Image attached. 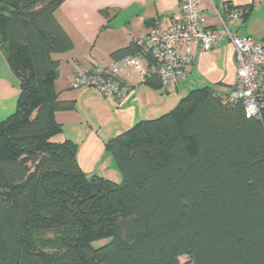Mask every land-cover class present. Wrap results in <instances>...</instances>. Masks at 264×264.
<instances>
[{"label":"trees","instance_id":"trees-1","mask_svg":"<svg viewBox=\"0 0 264 264\" xmlns=\"http://www.w3.org/2000/svg\"><path fill=\"white\" fill-rule=\"evenodd\" d=\"M63 1L0 0V49L19 80L0 121V264H264V111L192 89L105 140L119 182L87 176L77 144L56 139L55 113L74 108L54 88L52 55L73 48L54 15Z\"/></svg>","mask_w":264,"mask_h":264},{"label":"crops","instance_id":"crops-1","mask_svg":"<svg viewBox=\"0 0 264 264\" xmlns=\"http://www.w3.org/2000/svg\"><path fill=\"white\" fill-rule=\"evenodd\" d=\"M198 2L206 28H219L226 9L239 7V16L227 22L231 31L253 38L264 37L263 25L259 27L258 21L252 24L255 13H264V0ZM243 10H249L245 21ZM179 13L178 0H64L54 11L73 42L70 51L52 55L60 62L54 88L59 99L74 102L72 110L55 113V119L61 125L56 139H70L77 144L76 159L87 176L96 174L119 182L121 174L113 156L104 148L105 140L138 121L171 110L193 87L185 85L186 81L193 79L196 88L212 86L221 96L226 95L235 82L234 47L228 39H220L208 51L195 47L196 59L187 68L185 79L174 86V92L169 91L172 86L154 88L150 82H157L156 77L136 88L123 102L104 97L92 88H71L75 72L97 63L110 62L114 59L112 52L131 45L152 28L167 27ZM242 26H246L243 32L239 29ZM18 94L19 80L0 49V121L14 112Z\"/></svg>","mask_w":264,"mask_h":264},{"label":"built area","instance_id":"built-area-1","mask_svg":"<svg viewBox=\"0 0 264 264\" xmlns=\"http://www.w3.org/2000/svg\"><path fill=\"white\" fill-rule=\"evenodd\" d=\"M180 13L165 28H152L134 41L135 51L108 63H97L75 72L72 89L92 88L120 102L156 77L163 87L177 85L196 59L195 47L208 51L220 39H228L235 52L236 79L223 102L241 101L247 117L260 118L264 111V37L237 35L228 21L240 14L230 7L219 28H206L198 0H178ZM138 100L136 96L132 97Z\"/></svg>","mask_w":264,"mask_h":264},{"label":"rangeland","instance_id":"rangeland-1","mask_svg":"<svg viewBox=\"0 0 264 264\" xmlns=\"http://www.w3.org/2000/svg\"><path fill=\"white\" fill-rule=\"evenodd\" d=\"M254 19H253V25L254 24H256L257 22H255V21H258L259 22V27H261L262 25V28H264V13L263 12H257V13H255L254 14ZM261 18H262V20H261ZM263 22V23H262ZM261 25V26H260ZM246 26H242V27H240L239 29H240V31H242L243 32V30H244V28H245ZM250 34V33H249ZM193 79H191L190 81H186V83H185V85H187L188 87H190V86H193V87H190V89H188L189 91L191 90V88H196L195 86H197V85H193ZM196 82V81H195ZM191 83V84H190ZM170 86H172L171 88H169V91H173L174 92V85H170ZM188 91V92H189ZM104 242H106V240H100V241H96V242H94L93 243V245H95V246H97V245H100V244H102V243H104ZM178 260H179V263L180 264H187L188 263V261H189V256H186V255H182V256H180L179 258H178Z\"/></svg>","mask_w":264,"mask_h":264}]
</instances>
